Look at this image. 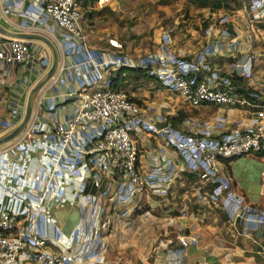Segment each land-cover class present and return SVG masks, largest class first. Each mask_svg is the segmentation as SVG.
<instances>
[{"label":"crops","instance_id":"obj_1","mask_svg":"<svg viewBox=\"0 0 264 264\" xmlns=\"http://www.w3.org/2000/svg\"><path fill=\"white\" fill-rule=\"evenodd\" d=\"M37 2L39 0H0V46H3L1 41L5 37H19L28 42L32 55L21 63H0V147L12 141L25 125L30 122L34 124L29 142L13 148L12 152L16 150L14 155L12 152L0 154L2 211L19 209L24 200L22 195L33 197L32 193L38 186L33 178L23 174L24 167L29 162L30 167L33 166L36 160L42 161L47 168L52 165L55 151H51L53 154L48 151L49 137L44 136L47 125L52 117L62 119L71 112L75 100L67 94L69 91L84 83H91V72L85 65H79L76 69L70 66L80 56L83 57L85 51L77 48L68 50L71 42L63 41L57 33L49 32L33 20L38 11L35 7ZM79 3L86 50L100 58L107 55L123 57L135 64L146 55L173 54L184 59L196 77L211 78L214 83L227 74L230 76L233 62L244 60L254 51L257 56L256 74L262 76L264 73V61L259 54L264 45V27L258 26V22L264 18L252 19L250 11L253 7H247L246 2L243 3L245 8L240 6L235 12H227L225 8L211 9L190 0H108L104 4H98L96 0H79ZM226 32L227 35L224 34ZM110 39L119 46L111 43ZM122 66L127 65L110 63L103 69L100 81L123 90L138 103L141 115L146 119H158L160 123L184 132L211 136L235 128L242 129L251 123L252 111L249 112L244 104L190 106L179 94L157 80L149 68H125L118 73ZM53 67L54 71L50 74ZM53 75H57V79L49 85ZM38 98L41 99L40 104L37 103ZM29 103L30 114L25 125L17 134L10 136L24 120ZM191 110H197V113L193 114ZM197 120H203V123ZM132 137L138 147L141 171L153 167L152 153L163 151L159 165L166 169V161L171 159L176 178L166 193L147 192L132 204L111 203L107 193L99 195V201L106 210L101 218L107 217L109 225L117 224L121 220L118 211L150 207L161 201L165 206L164 217L169 222L165 221L164 225L171 224L174 233L168 234L167 226L160 229L168 234L163 238L167 244L166 247H158L157 251H138L135 247L125 251L124 242L119 238L122 233L107 232L104 234V240L108 243V250L103 256L105 262L264 264V254L258 252L257 242H264V228L254 229L247 223L228 219L217 201L209 195L211 184L200 179L198 173L187 165L191 160L182 161L162 136L154 131L137 129L132 131ZM220 165L231 189L240 193L248 203L264 208L261 186L264 154L250 152L232 159H220ZM247 167H254L251 176L247 173ZM104 179L114 184V175H105ZM56 180L62 193L64 174L61 169L56 172ZM87 190L96 194L99 192L90 186ZM64 195L70 196V200L63 196L60 204L52 209L61 230L65 220L75 211L79 214L76 224L83 218V206L77 199L71 198V192H64ZM173 208L177 209L175 214ZM149 228L146 227L145 232ZM61 232L62 237L70 235L63 230ZM159 233L155 230L151 238L154 239ZM136 237L133 234L131 243L137 242ZM180 237L189 238L186 247H181ZM138 243L141 246L142 242Z\"/></svg>","mask_w":264,"mask_h":264},{"label":"built area","instance_id":"obj_2","mask_svg":"<svg viewBox=\"0 0 264 264\" xmlns=\"http://www.w3.org/2000/svg\"><path fill=\"white\" fill-rule=\"evenodd\" d=\"M106 1L96 0L98 4ZM251 6L252 19L264 18V0H252ZM35 7L38 11L33 20L49 32L57 33L63 41L71 42L68 50L85 51V55L70 66L76 69L85 65L91 72V83L69 91L67 94L75 100L71 112L62 119L52 117L47 125L44 136L49 137L48 151L52 154L51 151H55L52 165L47 168L42 161L36 160L32 168L30 162L24 167L23 174L33 178L38 186L33 197L22 195V206L15 211L0 208V264H108L103 257L108 248L104 231L110 220L101 218L106 210L98 196L107 193L111 203L132 204L147 192L166 193L176 178L171 159L166 158V169L159 165L163 151L152 153L153 167L140 170L138 147L132 137V131L137 129L154 131L173 147L182 161L191 160L186 164L200 179L211 184L209 195L230 220L247 223L254 229L264 228V208L248 203L231 189L220 165V159H232L250 152L264 153V73L262 76L256 74L254 51L244 60L233 62L229 73L235 72L247 81V93L253 95L252 98L237 92L228 74L214 83L211 78L199 79L184 59L173 54L146 55L134 64L123 57L100 58L89 53L81 26L79 0H39ZM110 42L119 46L111 39ZM1 43L0 63H21L32 56L28 42L22 38L9 36ZM259 54L264 61V45ZM113 62L149 68L157 80L190 106L250 104L253 106L251 123L242 129L211 136L184 132L158 119H146L138 103L123 90L101 83L103 69ZM56 79L57 75H53L49 85ZM37 103H41L40 98ZM33 132L34 124L30 122L12 141L0 147V154L12 152L21 143L29 142ZM60 169L64 174L62 193L56 180V172ZM105 175H114V184L108 183ZM89 186L99 191L98 194L89 192ZM261 186L264 194V170ZM68 191L71 198L83 206V218L69 236L62 237L61 225L52 209L60 204L63 196L70 200V196L64 195ZM179 242L181 247H186L189 238L180 237ZM257 242L258 252L264 254V242ZM160 243L166 247L167 241Z\"/></svg>","mask_w":264,"mask_h":264},{"label":"rangeland","instance_id":"obj_3","mask_svg":"<svg viewBox=\"0 0 264 264\" xmlns=\"http://www.w3.org/2000/svg\"><path fill=\"white\" fill-rule=\"evenodd\" d=\"M236 1H238L240 3L241 7L243 6V3H245V2H246L247 7L249 5L250 6L252 5V0H249V1L248 0H231L230 6L228 8H225V10L227 12H230V11L235 12L236 8H238ZM249 97L253 98L254 96L249 95ZM249 99L251 101V98H249ZM237 106H240V105H237ZM244 106H245V108H247L249 110V112L252 111V108H253L252 105L244 104ZM188 112H190V111H188ZM191 113L196 114L197 110L196 111L191 110ZM197 121L200 123H203V120H197ZM259 153L264 154L262 152H259ZM247 173H249L250 174L249 176H251L254 173V167H250V168L247 167ZM211 189H212V187L210 188L209 191H211ZM209 199L211 200L210 196H209ZM158 202H159L158 204L152 205L150 207H148V206H143L141 208L134 207V208H130V210L127 209L126 211H124V209H123V210L118 211V212H120V214L118 215L121 218L120 222L118 221L117 224L112 223L108 227H105L107 229L104 231V234H106L107 232H118V231L120 233H122V236H120L119 238H122V240L124 242L123 247H124L125 251H129V250L133 249L134 247L138 248L137 249L138 251H157L158 247H163V244H161L160 242L161 241L166 242L163 238L166 237V235H168L169 233L170 234L174 233V230L172 229L173 226H170L171 224L169 225L168 220L164 217L165 216L164 214H166L164 211L165 206L163 205V203L161 201H158ZM176 211H177V209L173 208L172 212H174V214ZM109 212H111V210ZM170 212H168V217H169ZM104 219H105V217H104ZM165 221H167L168 223H166L164 225ZM166 226H167V229H169V232H167L168 234L161 231L164 229L162 227H166ZM146 227H150V228L147 229V231L145 232ZM155 230L158 232H161V233L157 234L155 236V238L152 239L151 236H152L153 232L155 233ZM142 231H144L145 233H143ZM133 234L137 235V237H136L137 242L136 243H131V241L134 240L132 238ZM147 238H149V239L147 240ZM139 241L142 242L141 246H139L140 245V243H138ZM112 248H113V245H112ZM107 250H108V248H107Z\"/></svg>","mask_w":264,"mask_h":264},{"label":"trees","instance_id":"obj_4","mask_svg":"<svg viewBox=\"0 0 264 264\" xmlns=\"http://www.w3.org/2000/svg\"><path fill=\"white\" fill-rule=\"evenodd\" d=\"M192 2H195L197 5H201V6H209L211 9H218V8H228L230 6V2L231 0H190ZM237 2V6H240V3L238 1ZM236 4V3H235ZM226 25L229 26V23H227ZM227 26V27H228ZM258 26H262L264 27V20L260 21L258 23ZM125 68H129L132 70H141V67H128V66H122L120 67V69L118 70V73ZM230 78L233 80L234 84H235V89L237 92H242L245 95L249 96V94L247 93V88H246V83L244 78L241 75L236 74L235 72H232L230 74Z\"/></svg>","mask_w":264,"mask_h":264},{"label":"water","instance_id":"obj_5","mask_svg":"<svg viewBox=\"0 0 264 264\" xmlns=\"http://www.w3.org/2000/svg\"><path fill=\"white\" fill-rule=\"evenodd\" d=\"M54 71V67L53 69H51L50 74H52V72ZM30 114V103L28 104L27 110H26V115L24 120L12 131V133L10 134V136L17 134L22 127L25 125L28 116ZM78 212L75 211L73 214H71L64 222L63 226H62V230L66 235H69L73 226L76 224V221L78 220L79 216H78Z\"/></svg>","mask_w":264,"mask_h":264}]
</instances>
